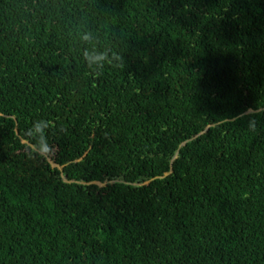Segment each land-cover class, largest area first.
<instances>
[{"label": "trees", "instance_id": "16d2710c", "mask_svg": "<svg viewBox=\"0 0 264 264\" xmlns=\"http://www.w3.org/2000/svg\"><path fill=\"white\" fill-rule=\"evenodd\" d=\"M0 264H264V0H0Z\"/></svg>", "mask_w": 264, "mask_h": 264}, {"label": "clouds", "instance_id": "9594fccd", "mask_svg": "<svg viewBox=\"0 0 264 264\" xmlns=\"http://www.w3.org/2000/svg\"><path fill=\"white\" fill-rule=\"evenodd\" d=\"M80 39L91 43L93 38L89 33L85 32ZM81 54L86 67L91 73L103 69L110 58L107 51H99L96 46L84 49ZM49 126V122L44 119H37L31 122L25 133L26 143L24 144L25 152L29 159L39 161L46 160L50 156L52 147L47 138Z\"/></svg>", "mask_w": 264, "mask_h": 264}]
</instances>
